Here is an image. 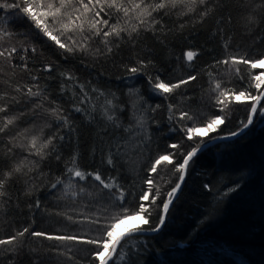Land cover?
Here are the masks:
<instances>
[{"label": "trees", "instance_id": "obj_1", "mask_svg": "<svg viewBox=\"0 0 264 264\" xmlns=\"http://www.w3.org/2000/svg\"><path fill=\"white\" fill-rule=\"evenodd\" d=\"M3 2L10 0H0ZM197 7L196 12L178 6L154 13L159 24L151 28L145 25L136 33L126 31L120 39L111 38V52L97 38L89 42L86 52L75 54L62 52L22 16L13 17L0 10V17L9 20L7 25L0 23V28L7 27L10 33L0 39V44L19 50L11 61L0 58V107L7 105L8 116L18 118L0 143V179L27 155L26 145L32 135L40 137V142L55 137L44 150L43 159L29 157L22 171L13 173L5 183L4 195L0 196V239L26 227L29 232L14 245L0 246V264H98L92 255L97 250L95 245L31 236L32 231H38L98 239L102 233L81 221L104 210L109 215L119 211L99 182L91 177L79 181L67 172L69 167L85 173L99 171L106 182L115 179L126 193L125 206L134 209L142 189H147L144 181L154 160L175 153V162H182L181 153L195 146L180 131L181 126L193 123L179 120L182 111L192 115L196 124L214 115L226 116L219 133L222 136L238 131L247 122L250 102L245 98V102L225 100L223 106L216 104V99L223 90L256 94L250 73L264 69L217 61L264 55L261 0H212L203 19L199 14L203 7ZM32 47L37 49L35 53ZM24 48L29 51L25 53ZM188 50L198 53L191 62L184 56ZM140 61L146 66L141 68ZM45 65H51L52 71L45 72ZM131 67L140 71L133 75L128 71ZM65 75L74 79L66 80ZM189 75L196 80L170 95H157L153 90L157 77L165 83H176ZM217 83L221 88L214 91ZM33 85V91L39 90L41 95L29 98L27 87ZM78 85H84L90 93L93 88L103 92L101 104L105 98L113 101L119 128L99 110L91 118L74 111L76 106L91 108L74 102L73 93L81 95ZM18 86L21 92H16ZM13 97L19 103L13 102ZM57 107L68 117L69 126L58 125L51 114L50 109ZM221 107L225 108L223 112ZM3 124L0 114V127ZM117 142L119 155L114 167L108 166V149L115 152ZM171 143L181 147L170 149ZM152 177L153 190L159 188L160 198L151 206V223L146 228L159 222V206L178 182L179 173L165 162ZM58 180L61 183L53 189ZM234 182L241 185L238 191L228 197L220 195ZM69 183L78 193L75 197L64 190ZM81 188L84 192L79 194ZM121 254L126 257L122 264H264V116L257 114L243 136L197 156L162 230L154 236L125 240Z\"/></svg>", "mask_w": 264, "mask_h": 264}, {"label": "snow or ice", "instance_id": "obj_2", "mask_svg": "<svg viewBox=\"0 0 264 264\" xmlns=\"http://www.w3.org/2000/svg\"><path fill=\"white\" fill-rule=\"evenodd\" d=\"M212 0H10V2L0 3V10L7 13H11L13 17L22 16L30 22L32 28L36 30L40 35L51 41L62 52L75 54L76 52H86L90 41H94L99 38L100 42L107 47V51L111 52L112 48L108 47L112 43L113 37L116 39L121 38V34L124 32L136 33L141 27L147 25L149 28L159 24L156 16L153 14H159L166 8L176 9L178 6H182L188 12L198 11V5L203 7V11H200V17L203 19L208 15L210 9L208 4ZM255 2V0H252ZM261 10L264 11V0H261ZM168 14V13H165ZM251 19V18H250ZM123 21V24L121 23ZM0 23L7 25L9 23L8 18L0 17ZM147 30V29H145ZM10 33L7 27L0 28V39L9 36ZM23 51L27 53L28 48H24ZM31 51L35 53L37 49L31 48ZM14 54H19V50L16 46L6 47L0 44V58H4L7 61H11ZM198 55V53L188 50L184 53L187 61L191 62ZM21 60H26L25 56H20ZM150 63V62H148ZM218 64H244L250 69H264V55L259 56L256 59H249L245 57L237 58L235 56L230 57L222 61H217ZM141 68L145 67V62L140 61ZM27 68V63L24 64ZM45 72H51L52 66L45 65ZM128 71L135 75L140 71V68L131 67ZM239 72V69H237ZM251 87L256 89V94H252L250 91H230L223 90L219 92V96L216 99V104L225 105V100H232L235 102H250V110L247 114V122L243 123V126L238 131H233L226 136L219 135L222 126L226 123L227 117L224 115H214L210 119L196 124L195 118L186 111H182L179 116L180 121H193L191 126L183 125L180 127V131L185 133L184 139L187 141H193L195 146L191 147L190 151L183 154L182 162L176 163L174 160L175 153H167L159 155L151 164L148 174V178L144 181L147 185V189H142L139 195V204L136 208L130 209L125 206L126 193L122 186L115 182H106L102 179V175L99 171L85 173L81 170H73L72 167L67 169V172L72 177L78 178L79 181H85L86 177H91L92 180L99 182L104 190H107L108 199L112 201L113 206L118 208L119 211L114 215H109L107 210L100 212L99 215L94 217H87L85 221L81 223H87L92 225L95 230L102 233L98 239L85 238L77 235H48L43 232L32 231L33 237H45L49 240H55L59 242H67L69 244H89L95 245L97 250L92 253L93 258L98 261V264H122L125 260V255L121 254V249L124 246V241L140 235H143L145 231L158 232L166 224L167 216L173 205L177 194L182 187L185 177L187 175L188 168L194 158L203 152L210 141L215 139H231L235 137L243 136L245 130L249 129L254 123L257 114L264 116V71L258 74L250 73ZM66 80H73L71 75H65ZM196 76L189 75L185 79H181L176 83H165L156 78L152 84L153 90L157 95H170L176 89H179L183 85H187L190 82L196 80ZM33 81L37 80L36 76L32 77ZM151 82V81H150ZM33 85L27 87V96L39 97L40 91H33ZM80 94L73 93L74 102H78V105H91V108L76 106L74 111L77 113H83L88 117H92V113L99 110L103 118L113 124L116 128L120 125L117 123V116L115 115V108L113 101L105 98L104 102L99 103L100 97L104 96L103 92H98L96 88L88 92L84 85H78ZM221 85L217 83L215 90H219ZM21 87L16 88V92H21ZM63 91V87H62ZM93 94H96L93 98ZM223 97L224 99H221ZM245 98V101H242ZM3 99V97H0ZM13 102L19 103L12 98ZM173 105H169L171 111ZM221 112L225 110L224 107L219 109ZM9 108L7 105L0 107V114H3L4 124L0 127V143L3 142L2 137L8 133L9 127L15 123L18 119L15 116H8ZM51 114L56 118L58 125L63 124L69 126V120L66 115H62L63 110L60 108H51ZM142 117L138 119V123L142 121ZM172 119V117H170ZM216 135H213V134ZM54 136H49L43 142H40V137L32 135L31 139L26 145L27 155L20 161L11 171L3 173V179H0V196L4 195L3 189L6 181H9L13 177V173H19L26 166V162L29 157L39 156L41 159L44 157V150L48 149L52 145ZM13 137H10L9 143ZM63 140L64 137H60ZM15 147V145H13ZM170 149H179L181 147L178 143H171L168 146ZM10 154L13 153V148L8 149ZM120 145L116 143L115 152L112 148L108 149L109 156L107 159L108 166L114 167V160L119 155ZM76 158H73V165L75 166ZM172 165L177 173H179V180L175 186L167 192L166 198L163 200V204L160 207L159 222L150 228L145 226L150 225L151 220V206L156 205L157 200L160 198L159 188L154 189L153 173H156L158 166L163 163ZM61 183L59 180L56 184L52 185L55 189L57 184ZM204 187L209 189L210 186L205 184ZM239 182H234L233 185L227 187L225 191L220 193L223 197L230 196L233 192L240 189ZM66 193H71L73 197L78 195L74 191V186L69 183L64 187ZM84 189H80L82 194ZM104 199V194H101L100 200ZM93 203H99V200H93ZM37 208L39 203L37 202ZM104 206L101 205V208ZM71 219V216L68 217ZM128 221H137L131 227H125L122 231L118 232L117 229L121 225H126ZM29 232V228H24L22 231H18L15 235L9 236L5 239H0V246L14 245L19 237H23ZM135 251V249H132Z\"/></svg>", "mask_w": 264, "mask_h": 264}, {"label": "water", "instance_id": "obj_3", "mask_svg": "<svg viewBox=\"0 0 264 264\" xmlns=\"http://www.w3.org/2000/svg\"><path fill=\"white\" fill-rule=\"evenodd\" d=\"M187 61V60H186ZM187 62H189V61H187ZM251 128V127H250ZM249 128V129H250ZM249 129H247V130H245V132H244V134L249 130ZM243 134V135H244ZM241 137V136H240ZM237 138H239V137H235V138H231V139H215V140H212V141H210L209 143H208V145H207V148L205 149V150H207V149H209V148H211V147H213V146H215V145H218V144H221V143H229V142H232V141H234L235 139H237ZM204 150V151H205ZM203 151V152H204ZM203 152H200L197 156H199L200 154H202ZM196 156V157H197ZM195 157V158H196ZM194 158V159H195ZM186 178V177H185ZM185 182V181H184ZM184 182H183V184H182V187H181V189L179 190V192H178V194H177V198H178V196H179V194H180V192H181V190H182V188H183V185H184ZM176 198V199H177ZM176 199H175V201H176ZM174 201V202H175ZM171 208H172V206H171ZM170 208V209H171ZM163 228V227H162ZM162 230V229H161ZM160 230V231H161ZM160 231H158V232H151V231H145L144 232V234L143 235H140L141 237H147V236H154V235H156V234H158ZM140 236H137V237H140Z\"/></svg>", "mask_w": 264, "mask_h": 264}, {"label": "rangeland", "instance_id": "obj_4", "mask_svg": "<svg viewBox=\"0 0 264 264\" xmlns=\"http://www.w3.org/2000/svg\"><path fill=\"white\" fill-rule=\"evenodd\" d=\"M135 223H138L137 221H128L126 225H121L120 228L117 229L118 232L122 231L125 227H131Z\"/></svg>", "mask_w": 264, "mask_h": 264}, {"label": "bare ground", "instance_id": "obj_5", "mask_svg": "<svg viewBox=\"0 0 264 264\" xmlns=\"http://www.w3.org/2000/svg\"><path fill=\"white\" fill-rule=\"evenodd\" d=\"M141 237V236H140ZM147 237H149V236H147Z\"/></svg>", "mask_w": 264, "mask_h": 264}]
</instances>
